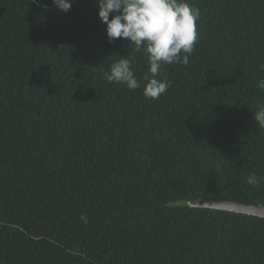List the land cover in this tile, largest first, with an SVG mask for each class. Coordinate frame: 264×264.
I'll use <instances>...</instances> for the list:
<instances>
[{"label": "trees", "instance_id": "trees-1", "mask_svg": "<svg viewBox=\"0 0 264 264\" xmlns=\"http://www.w3.org/2000/svg\"><path fill=\"white\" fill-rule=\"evenodd\" d=\"M188 2L199 39L150 99L96 0H0V264H264V218L191 206L264 205V0ZM122 57L140 89L106 80Z\"/></svg>", "mask_w": 264, "mask_h": 264}, {"label": "clouds", "instance_id": "clouds-1", "mask_svg": "<svg viewBox=\"0 0 264 264\" xmlns=\"http://www.w3.org/2000/svg\"><path fill=\"white\" fill-rule=\"evenodd\" d=\"M32 2L36 3V0ZM73 2L51 0L52 5L63 13L71 9ZM96 4L97 16L105 25L109 43L126 39L137 52L147 54L150 75L143 78V95L159 99L166 94L171 85L166 78H159L162 69L165 65L189 63L188 57L199 39L200 10L188 0H96ZM123 57L111 65L106 80L123 84L129 90L140 89L141 82L132 70L131 61ZM252 120L264 129V104H257ZM247 183L260 186L255 174L247 178ZM81 220L87 223L83 215Z\"/></svg>", "mask_w": 264, "mask_h": 264}, {"label": "water", "instance_id": "water-1", "mask_svg": "<svg viewBox=\"0 0 264 264\" xmlns=\"http://www.w3.org/2000/svg\"><path fill=\"white\" fill-rule=\"evenodd\" d=\"M191 206L229 211L264 218V205L257 203L251 204L240 201L206 198L196 203H191Z\"/></svg>", "mask_w": 264, "mask_h": 264}]
</instances>
